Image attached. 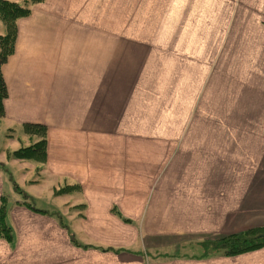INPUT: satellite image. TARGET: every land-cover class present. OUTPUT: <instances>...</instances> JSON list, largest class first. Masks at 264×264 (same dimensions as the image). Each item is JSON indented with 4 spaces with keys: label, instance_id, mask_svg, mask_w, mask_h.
I'll use <instances>...</instances> for the list:
<instances>
[{
    "label": "crops",
    "instance_id": "1",
    "mask_svg": "<svg viewBox=\"0 0 264 264\" xmlns=\"http://www.w3.org/2000/svg\"><path fill=\"white\" fill-rule=\"evenodd\" d=\"M241 2L29 4L1 66V119L44 125L45 160L9 158L3 144L0 198L23 183L29 198L81 206L7 197L0 264H264V245L220 255L203 243L264 226V128L233 125L264 116V80L242 95L217 83L225 18L240 23ZM247 5V21L264 22V0ZM67 184L79 188L55 194Z\"/></svg>",
    "mask_w": 264,
    "mask_h": 264
},
{
    "label": "rangeland",
    "instance_id": "2",
    "mask_svg": "<svg viewBox=\"0 0 264 264\" xmlns=\"http://www.w3.org/2000/svg\"><path fill=\"white\" fill-rule=\"evenodd\" d=\"M11 1H17L21 4H24V1L25 4L28 3L27 0H11ZM241 1H242L241 2L242 7L240 8V17L242 21L240 23H237L235 21L232 22V19L235 18L232 15L233 13L229 14L227 18H225V28H224L225 48L223 49L224 69L223 71L217 72V83L221 86V89L225 95L232 94L233 90L234 93L236 90V95L239 93L240 95H242L240 91L247 89L248 80L252 79L255 80L256 82H262L264 80V62H263L264 55L256 54L257 52H262L261 48L264 46V22H248L247 20L249 17L243 15V12L248 10L251 14V9H248L247 0H241ZM257 18L264 21V14H259ZM0 33H5V23L1 19H0ZM254 54L256 55L254 56ZM211 73L212 72L209 71V77ZM211 82L214 84L213 80H211ZM238 86H239V92H238ZM5 125L6 124L1 119L0 120V153L5 152V148L3 147V144L6 145V143H10L8 144L10 148L15 149L17 147L29 145V143H32L37 140L36 136H29L27 133H25L24 128L21 125L15 126L11 129H8L7 127H5ZM233 125L239 126L240 128H248L249 126L264 128V116L257 118L255 120H248V119L233 120ZM10 138H13L12 140L16 142V145H12L14 144V142H12ZM6 152H7V157H9L8 153L10 152V150L9 151L6 150ZM35 170L38 174L39 166H37ZM19 174L20 172H15L17 178ZM37 174L35 175L34 173H32V171L28 172L27 173L28 179H34L37 176ZM19 186H24V184L21 183V185H17V184L11 185V189H13L14 195H12V193L10 195L9 194L5 195L4 196L6 200L5 204L8 202L7 197H9L10 199L15 198V200L17 201L20 200L18 202L27 203L30 205L32 209L35 210H39L35 208V204L36 206L45 208V207H54L55 202L66 203V206H68L69 208L78 206L77 204L78 201L73 196H69V197L67 196L65 197L66 199L64 198L59 199L57 197L51 198L48 196V194L43 195L40 192H34V191L33 193H31V197L32 196L40 197L41 200L35 201L33 205L30 202V200L32 201V198L31 197L29 198L30 195L28 194L27 196V194H25L26 193L25 191H27V189L25 188L21 189V187ZM26 186L28 187V185ZM70 192H67L65 194H68ZM0 203H1V198H0ZM215 237L216 236L210 238L211 240H214Z\"/></svg>",
    "mask_w": 264,
    "mask_h": 264
},
{
    "label": "trees",
    "instance_id": "3",
    "mask_svg": "<svg viewBox=\"0 0 264 264\" xmlns=\"http://www.w3.org/2000/svg\"><path fill=\"white\" fill-rule=\"evenodd\" d=\"M21 4L11 0H0V19L6 25V33L0 35V119L4 116L3 101L7 97V88L3 79L1 66L12 53L16 36V19L30 12L29 4L44 0H27ZM25 133L36 136L37 140L27 146L18 147L8 153L9 158L31 159L36 162L45 160L46 127L40 123H23ZM77 184H67L55 190V194H64L78 189ZM6 200L1 197L0 203V235L10 239V227L6 223ZM29 205V204H28ZM30 206V205H29ZM81 206V205H78ZM209 238V237H208ZM207 250L220 255H232L255 249L264 245V226L250 227L238 233L216 236L214 240L203 242Z\"/></svg>",
    "mask_w": 264,
    "mask_h": 264
}]
</instances>
